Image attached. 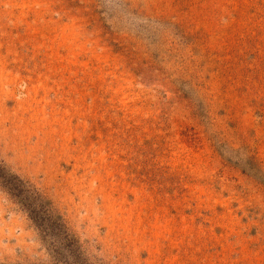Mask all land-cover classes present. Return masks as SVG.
I'll use <instances>...</instances> for the list:
<instances>
[{"label": "rangeland", "instance_id": "374dc122", "mask_svg": "<svg viewBox=\"0 0 264 264\" xmlns=\"http://www.w3.org/2000/svg\"><path fill=\"white\" fill-rule=\"evenodd\" d=\"M0 264H264V0H0Z\"/></svg>", "mask_w": 264, "mask_h": 264}]
</instances>
